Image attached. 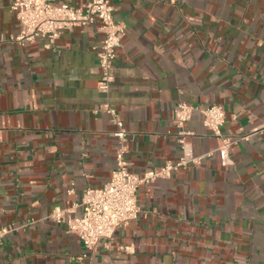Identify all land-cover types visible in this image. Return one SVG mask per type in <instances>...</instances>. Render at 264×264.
Masks as SVG:
<instances>
[{
	"label": "crops",
	"instance_id": "1",
	"mask_svg": "<svg viewBox=\"0 0 264 264\" xmlns=\"http://www.w3.org/2000/svg\"><path fill=\"white\" fill-rule=\"evenodd\" d=\"M14 0H0V264H264V0H111L127 27L109 93L98 89L100 22L64 32L53 46L20 29ZM89 0H56L75 7ZM197 108L186 129L196 155L222 140L202 108L226 110L233 162L215 154L142 183L144 213L88 249L50 215L107 183L124 117L130 170L143 174L182 150L174 109Z\"/></svg>",
	"mask_w": 264,
	"mask_h": 264
},
{
	"label": "built area",
	"instance_id": "2",
	"mask_svg": "<svg viewBox=\"0 0 264 264\" xmlns=\"http://www.w3.org/2000/svg\"><path fill=\"white\" fill-rule=\"evenodd\" d=\"M12 9L20 21V29L9 39L22 46L38 37H46L47 47H51L64 32L76 26L99 21L104 38L94 47L101 68L98 89L103 93H109L115 80L113 65L117 49L127 34L126 25L115 19V7L111 0H89L81 7L57 3L56 0H14ZM196 108L195 105L181 101L174 109L173 121L178 128L177 140L182 150L180 157L176 160H167L161 167L138 174L130 170L131 162L127 157L128 142L133 139V134L121 113L111 103L106 102L105 110L112 115V121L116 125L113 132L117 139L116 164L112 176L103 186L85 190L78 204L81 212L75 211L74 206L57 207L50 217L65 224L70 232L77 234L88 249H95L102 240L112 239L118 228L144 213L138 202V188L142 183L167 177L190 164H201L206 157L215 154L219 155L222 165L231 164L233 162L230 155L231 145L236 143L238 138L248 139L252 134L240 137L224 135L222 127L227 117L226 110L221 104H210L201 109L203 124L214 135L219 136L222 142L218 147L196 155L188 139L191 132L186 129V123ZM13 228L9 225L0 227V244Z\"/></svg>",
	"mask_w": 264,
	"mask_h": 264
}]
</instances>
